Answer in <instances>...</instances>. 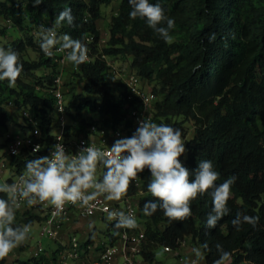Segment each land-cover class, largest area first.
Returning <instances> with one entry per match:
<instances>
[{"label":"trees","instance_id":"obj_1","mask_svg":"<svg viewBox=\"0 0 264 264\" xmlns=\"http://www.w3.org/2000/svg\"><path fill=\"white\" fill-rule=\"evenodd\" d=\"M25 1L31 7L29 13L23 10V4L17 9L16 0H0V18L18 25L22 33L7 47L19 54L23 64L14 87H9L7 80L0 81V137L15 122V112L5 106L14 98L15 105L39 119L48 143L43 157L49 153L55 123V100L50 90L60 72L59 64L55 53L49 57L39 48L40 59L34 60L29 50L36 47V29L45 25L41 15L53 24L61 11L71 8L73 25L63 22L56 32L80 39L88 47V56L94 58L74 69L88 96L77 93L74 82L67 84L74 85L65 92L71 95L67 111L77 121V130L87 132L92 124L100 123L94 114L106 126L116 127L127 120L128 108L135 101L129 99L127 85L111 72L103 55L132 57L131 66L143 80L159 84L153 88L160 98L156 123L182 132L186 147L179 158L182 165L191 172L199 161L210 160L220 173L217 184L236 177L227 201L230 211L213 229L206 227L213 206L211 190L191 202L192 214L183 221H170L159 209L151 216L143 215L147 227L145 260L156 264L159 248L178 249L190 238L201 246L206 264L219 259L218 243L231 253L229 264H264V0H149L151 4L160 3L165 14L174 19L171 42L149 28L146 19H131L128 0H121L103 47L98 21L102 6L112 0H43L36 7L32 0ZM92 96H100V102ZM5 155L15 173L26 170L27 161L39 158L27 151L19 156ZM141 176L146 193L140 198L142 212L146 202L157 198L148 192L150 170L146 168ZM138 190L132 181L127 194L135 195ZM0 198L7 199V195L0 193ZM237 213L258 216V224L253 227L243 223L237 231L232 224ZM41 220L39 213L26 212L14 226H33ZM45 259L49 262L43 256L22 264H40Z\"/></svg>","mask_w":264,"mask_h":264},{"label":"clouds","instance_id":"obj_2","mask_svg":"<svg viewBox=\"0 0 264 264\" xmlns=\"http://www.w3.org/2000/svg\"><path fill=\"white\" fill-rule=\"evenodd\" d=\"M128 2L132 9L129 13L131 19H146L149 28L165 42H171L170 30L175 28V21L165 14L160 3L151 4L149 0ZM32 3L36 7L43 0H32ZM74 20L71 8H66L58 14L51 28L41 25L40 48L45 55L51 57L52 49L58 45L59 51H66V60L79 66L89 59L87 45L67 34L58 36L56 32V28L63 22L73 25ZM212 39L214 35L210 36V41ZM22 71L23 64L19 62V54L11 48L0 47V81L7 80L9 87H14ZM138 124L131 137L116 140L107 150L89 144L74 155L66 151L63 143H57L49 156L26 162V174L20 176L18 183L0 184V193L7 195V199L0 198V260L24 243L32 230L30 223L14 226L15 210L20 207V201H26L29 207L38 202H47L56 210L53 212L54 217L64 210L66 203L76 205L79 202L81 207L90 206L91 201L102 195L108 201H118L127 194L131 182L146 168L151 174L148 192L157 199L144 204V216H151L159 209L170 221H183L192 214L191 202L198 195L211 190L209 194L213 206L207 217L206 227L215 228L218 221L230 211L227 201L236 177L232 176L222 184H217L220 173L210 160L199 161L197 167L190 172L179 159L186 153L179 128L158 124L150 119H141ZM58 140L62 141V137ZM40 148V145H36L33 152H39ZM98 165L105 169L100 180L97 179ZM105 211L108 212V220H116L114 227L117 230L138 227L133 215H126L122 211H108L107 208ZM258 221V216L237 213L232 224L239 231L241 224L256 227ZM114 234L119 235V232ZM207 247V244L203 245V248ZM216 249L219 259L214 264H226L231 260V253L224 251L219 243ZM194 251L202 258L203 254L199 249Z\"/></svg>","mask_w":264,"mask_h":264},{"label":"built area","instance_id":"obj_3","mask_svg":"<svg viewBox=\"0 0 264 264\" xmlns=\"http://www.w3.org/2000/svg\"><path fill=\"white\" fill-rule=\"evenodd\" d=\"M52 26L51 22L49 25H44L45 28H51ZM58 49L59 46H55L56 61L63 67L67 63V53ZM103 58L107 60L111 72L127 85L131 94L129 99L135 101L134 105L128 108L127 120L114 127L113 124L106 126L99 117L100 123L92 124L87 132L78 131L76 127L77 121L71 119L67 111L62 72H59L55 85L50 90L51 96L55 100L54 127L57 126V132L53 133L54 142L46 156L50 155L53 146L57 143H63L66 151L74 155L81 148L89 146V144L102 150H107V148H111L114 145L116 140L131 137L138 128V121L141 119H150L156 122L157 103L160 98L153 89L149 88V83L134 72L120 73L115 66L116 63L110 59L112 57L103 55ZM93 60L94 58L92 57L88 59L89 62ZM10 104L13 105V102H10ZM23 115L31 123H36L33 115L28 110H24ZM59 137H62V141L58 140ZM7 138V153L13 156H19L27 151L33 156L43 157V152L48 147L42 130H35L32 136L31 134L24 137L9 134ZM36 145H40L41 148L39 152L34 153L33 149ZM124 155H128V153H124ZM97 169V179L100 180L105 169L100 165H98ZM25 174L26 170L17 173V178H11V182L8 184L18 183L20 176ZM141 175L142 173L133 181L139 189L135 195L126 194L118 201H108L102 195L91 201L90 206L85 207H81L79 202L76 205L66 203L64 210L55 217L53 216V212L56 211L54 206L47 202L43 204L38 202L36 205L29 207L26 201H20V207L16 211L22 214L26 212L39 213L42 217L40 223H43L41 235L60 244L59 249L52 254L48 253L42 246H39L33 251L30 259H39L43 256L49 259V262L45 259L40 264H150L143 255L147 227L146 221L140 220V217L143 216L140 208V198L146 195L142 189L143 179ZM91 191L89 190V192ZM106 208L108 211H122L126 215H133L138 227L134 229H115L116 220L110 221L107 219L108 212L105 211ZM98 219L109 222L115 229L114 233L118 231L119 235L113 233L108 241H104L97 238L95 232H93L92 229H96L95 225L91 226V228L81 225L84 220H89L93 224ZM184 245L185 242H182L178 249L170 247L165 249L179 257L181 256L179 258L180 264H203L197 258L188 259L185 262V253L179 251Z\"/></svg>","mask_w":264,"mask_h":264},{"label":"rangeland","instance_id":"obj_4","mask_svg":"<svg viewBox=\"0 0 264 264\" xmlns=\"http://www.w3.org/2000/svg\"><path fill=\"white\" fill-rule=\"evenodd\" d=\"M120 2L121 0H112L110 4H106L102 6V17L98 21V26L101 30V47H103L109 39V30L112 22V17L117 14ZM9 4H12V2L10 1ZM14 5L17 9L18 8L21 9V5H22L23 10L26 13H29L31 10V7L27 4L25 0H16ZM15 17L18 18L17 15ZM41 19L45 25H49L48 23L50 22L47 21V18L44 15H41ZM23 24H25V22H23ZM3 31L4 34H2ZM35 33H36L35 35L36 47L30 46L31 48L29 51L32 59L39 60L41 54L37 52V49L40 48V43H41L40 26L36 29ZM21 36L22 33L20 32V28L18 25L11 22L9 19L0 18V47L8 49L9 47L7 46H11L15 41L19 40ZM54 48L52 49L53 53H54ZM110 59H112L116 63L115 66L117 67V70L120 73L124 74L126 72H134L137 75H139L138 72L134 70L131 66L133 60L132 57L125 58L123 56H118V57H112ZM74 69H75V65L68 61L63 67L59 65V70L60 72H62V80H63L65 92H68L71 86L74 85L72 84L68 86L67 84H71L72 82H74L77 86V90H76L77 93L83 92L86 96H88L87 91L84 90L85 87L84 82L79 77H76L74 75ZM156 86L159 87L158 82H153L149 84L150 89H153ZM70 98L71 95L66 94L67 105L71 104ZM91 98L97 102H100L101 100L100 96H92ZM10 102H13V105H11ZM5 106L15 112V122L9 124L8 130L0 137V144H2V147L0 146L1 184L9 183L10 178H17V173H15L14 170L11 168L8 159L4 160L6 157L4 153L8 151L7 136L9 134H15L24 137L32 134L35 130L41 131V128L39 127V119L37 118L35 119L34 117L36 123H31L23 115L24 109H21L17 105H15L14 98L8 99L5 102ZM29 112L32 114L31 111ZM72 112L75 113V108L72 109ZM89 114L91 113H88L86 115ZM94 115L96 116V118H99L98 114H94ZM56 132H57V126H55L52 129L51 133H56ZM43 135L45 136V132H43ZM15 215H16V219L14 222L19 223L22 217V213L15 210ZM140 220L145 221V217L141 216ZM81 225H83V227L86 226L88 228H91L89 226L93 227L95 225L96 229L94 230L93 228L92 229L93 232H95L97 238L104 241H108L111 234H113L115 231V229L113 228V226L110 225L109 222L102 221L99 219L95 220L93 224H91L89 220H84L82 221ZM42 230H43V223L36 222L32 226V230L28 234V238L26 239V241L21 245H19L17 248L13 249L8 254V256H6L3 259L5 262L4 264H22V261L31 260L30 258L33 254V251L37 249L39 246H42L50 254L55 253L59 249L60 244L53 239H50L48 237H43L41 235ZM184 242L185 245L182 246L179 251L185 253L184 254L185 262L188 259H193V258H197L199 261L202 262L205 260L204 252L202 251L201 246L199 244H193L190 238H188ZM195 249L200 250V252L203 254L202 258L196 255V252L194 251ZM180 257L174 254L173 252H170L166 250L164 247H162L159 248V250L157 251L156 264H180V260H179Z\"/></svg>","mask_w":264,"mask_h":264},{"label":"crops","instance_id":"obj_5","mask_svg":"<svg viewBox=\"0 0 264 264\" xmlns=\"http://www.w3.org/2000/svg\"><path fill=\"white\" fill-rule=\"evenodd\" d=\"M5 154V153H4ZM4 160H7V158L5 157V159ZM201 263H203V264H205L206 263V261L204 260L203 262L202 261H200ZM226 264H229V262H226Z\"/></svg>","mask_w":264,"mask_h":264}]
</instances>
